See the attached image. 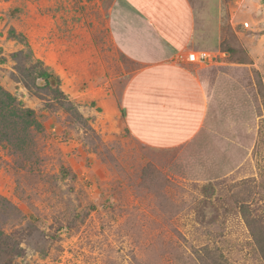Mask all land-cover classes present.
Returning a JSON list of instances; mask_svg holds the SVG:
<instances>
[{"label": "rangeland", "instance_id": "rangeland-1", "mask_svg": "<svg viewBox=\"0 0 264 264\" xmlns=\"http://www.w3.org/2000/svg\"><path fill=\"white\" fill-rule=\"evenodd\" d=\"M115 1L0 0V86L18 103L0 101V264H202L206 245L264 264L234 188L264 172V0H190L236 64L202 136L166 147L124 122L140 66L109 32Z\"/></svg>", "mask_w": 264, "mask_h": 264}, {"label": "crops", "instance_id": "crops-1", "mask_svg": "<svg viewBox=\"0 0 264 264\" xmlns=\"http://www.w3.org/2000/svg\"><path fill=\"white\" fill-rule=\"evenodd\" d=\"M201 14L190 0H116L109 11L116 49L140 66L120 98L123 119L130 134L148 145L178 146L202 136L212 85L221 89L226 81L221 65L236 64L217 51L222 36L205 26ZM194 50L209 51L211 60L187 61Z\"/></svg>", "mask_w": 264, "mask_h": 264}, {"label": "trees", "instance_id": "trees-1", "mask_svg": "<svg viewBox=\"0 0 264 264\" xmlns=\"http://www.w3.org/2000/svg\"><path fill=\"white\" fill-rule=\"evenodd\" d=\"M10 33L12 36L17 37V34L13 32V30ZM214 36L215 35H211L210 37L214 39ZM223 41L220 43V48H222ZM223 51H230L234 56L235 53H237V48L228 47ZM51 77L55 78L57 81V90L61 92V95L66 97L60 90L61 80L58 75L46 70H42L39 73V78H43L48 84H50ZM0 101H2L7 108L11 109L12 115L16 113L15 106H17V100L15 96L6 91L2 86H0ZM20 112L27 123L32 122L31 118L35 114L34 110L24 109ZM35 121L36 120H33V123H36ZM234 188L236 189L235 195L238 197L241 216L249 229L257 252L264 261V172L260 173L258 178H247L237 182ZM15 254L20 255L18 249L15 251ZM198 258L202 264H231L219 246H203L198 250Z\"/></svg>", "mask_w": 264, "mask_h": 264}, {"label": "built area", "instance_id": "built-area-1", "mask_svg": "<svg viewBox=\"0 0 264 264\" xmlns=\"http://www.w3.org/2000/svg\"><path fill=\"white\" fill-rule=\"evenodd\" d=\"M212 58V54L207 50H194L187 54L186 59L189 62L197 64H206Z\"/></svg>", "mask_w": 264, "mask_h": 264}]
</instances>
